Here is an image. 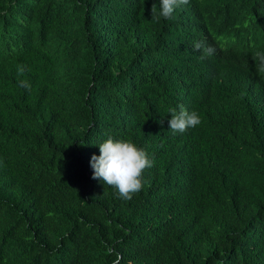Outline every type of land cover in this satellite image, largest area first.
Listing matches in <instances>:
<instances>
[{
    "label": "trees",
    "instance_id": "1",
    "mask_svg": "<svg viewBox=\"0 0 264 264\" xmlns=\"http://www.w3.org/2000/svg\"><path fill=\"white\" fill-rule=\"evenodd\" d=\"M152 7L0 0V264H264V0ZM109 137L153 161L131 200L92 177Z\"/></svg>",
    "mask_w": 264,
    "mask_h": 264
},
{
    "label": "clouds",
    "instance_id": "2",
    "mask_svg": "<svg viewBox=\"0 0 264 264\" xmlns=\"http://www.w3.org/2000/svg\"><path fill=\"white\" fill-rule=\"evenodd\" d=\"M190 0H160L158 15L155 7L151 8L153 19L157 22L161 17L173 19L177 8L187 5ZM193 49L202 51L204 56H210L215 52L211 46H206L202 41L193 44ZM257 62V71L264 73V51L257 50L253 54ZM25 69L22 65L17 67L18 75H23ZM20 86L30 89L27 81L21 80ZM171 119L168 121L169 129L173 134L185 133L189 128H194L201 123V117L197 112H189L183 105L178 109H170ZM93 169L92 177L102 179L109 186L118 190L119 197L131 200L134 193L143 187V173L146 168L153 166V161L143 148L138 147L130 140H114L109 137L99 144V155L95 154L90 160Z\"/></svg>",
    "mask_w": 264,
    "mask_h": 264
},
{
    "label": "bare ground",
    "instance_id": "3",
    "mask_svg": "<svg viewBox=\"0 0 264 264\" xmlns=\"http://www.w3.org/2000/svg\"><path fill=\"white\" fill-rule=\"evenodd\" d=\"M211 56V55H210ZM209 62V61H208Z\"/></svg>",
    "mask_w": 264,
    "mask_h": 264
}]
</instances>
